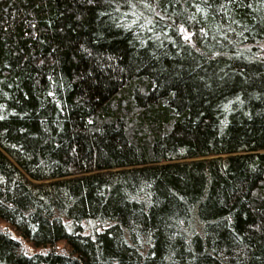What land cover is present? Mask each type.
<instances>
[{
  "label": "trees",
  "instance_id": "1",
  "mask_svg": "<svg viewBox=\"0 0 264 264\" xmlns=\"http://www.w3.org/2000/svg\"><path fill=\"white\" fill-rule=\"evenodd\" d=\"M263 44L264 0H0V264H264Z\"/></svg>",
  "mask_w": 264,
  "mask_h": 264
},
{
  "label": "rangeland",
  "instance_id": "2",
  "mask_svg": "<svg viewBox=\"0 0 264 264\" xmlns=\"http://www.w3.org/2000/svg\"><path fill=\"white\" fill-rule=\"evenodd\" d=\"M262 49H263V54H264V44L262 45ZM62 248H63V245L58 246V249H62Z\"/></svg>",
  "mask_w": 264,
  "mask_h": 264
}]
</instances>
